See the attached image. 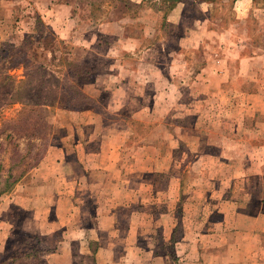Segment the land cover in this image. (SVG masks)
Segmentation results:
<instances>
[{
    "label": "crops",
    "instance_id": "1",
    "mask_svg": "<svg viewBox=\"0 0 264 264\" xmlns=\"http://www.w3.org/2000/svg\"><path fill=\"white\" fill-rule=\"evenodd\" d=\"M92 1L0 0V20L20 19L30 32L40 17L57 40L97 48L107 44L110 49L103 55L112 59L110 69L117 74L104 71L102 86L108 85L116 107L120 98H131L127 94L131 88L139 98L143 97L138 90L144 87L155 90L153 97L175 98V89L184 86L229 82L235 88H250V81L264 78V6L258 0H233L232 17L221 14L219 0H180L164 18L169 31L161 30L164 23L157 25L159 17L163 20L161 11L160 16L154 11L144 17L99 20L89 14L87 20L95 24L92 37L80 41L81 18L76 8L109 6ZM146 2L130 0L118 5L139 7ZM189 4L194 11L191 16ZM139 20L144 23L140 36L128 34L126 23ZM249 20L255 24V32L245 33L242 25ZM176 23L181 30L173 50L168 40L175 36L172 27ZM47 54L50 58V49ZM90 70L88 66L85 75ZM245 93L244 108L230 117L251 119L252 124L262 120V126L252 131L263 136L264 110L255 108L248 90ZM240 99L232 100L236 108ZM84 111L86 128L100 116L90 107ZM129 125L131 128V122ZM145 125L142 137L158 131L155 123ZM83 126L77 128L74 122L73 130L64 133L78 131L81 138L50 146L39 164L1 196L0 264H14V249L23 247L20 256L27 264H264V141L246 147L248 157L244 160L225 156L221 147L219 154L201 155L213 161L207 170L211 174H199L194 182L179 172L169 177L170 184L165 183L163 189L147 192L154 180L150 178L141 179L129 192L123 186L121 161L124 164L127 158H119L122 145L109 148L100 137L105 130L86 133ZM158 146L144 145L148 159L157 156ZM106 148L111 155H105ZM156 228L162 230L159 237ZM22 234L24 242L15 244Z\"/></svg>",
    "mask_w": 264,
    "mask_h": 264
},
{
    "label": "rangeland",
    "instance_id": "2",
    "mask_svg": "<svg viewBox=\"0 0 264 264\" xmlns=\"http://www.w3.org/2000/svg\"><path fill=\"white\" fill-rule=\"evenodd\" d=\"M92 2L94 4L108 3L109 6H81L80 8H76V11L79 9L81 18V22H79L80 33L77 36V38H80V41L89 40L92 37L93 30H91V28L95 24H91V22L87 20L89 14L93 15L95 19L98 20L104 17L113 16L117 19L118 17L137 14H139V17H144L154 11L159 12V16L162 14L159 10L160 4L151 5L150 2H146L143 6L141 5L139 7L129 4L119 6L118 4L125 2L124 0H93ZM232 2L233 0L217 1V3L222 4L221 7L218 6L222 15L224 14L228 17L233 16L230 14V12H235L234 6L230 4ZM194 3H196V1ZM258 3L264 6V0H258ZM197 4H202L204 7L208 6L206 3ZM194 9L201 10V8L198 9L197 6H195ZM187 10L190 16L194 14L192 5L189 4ZM31 13H33V10H31ZM263 15L264 12L261 17V26L264 25ZM253 16L256 17L254 14ZM159 18L157 19V25L162 24V19L161 17ZM249 21L250 23L245 22L242 25L245 33L255 32V24L252 25L251 20ZM189 22H191V19ZM143 24V21L140 20L136 23H126V32L131 35L140 36L141 31L144 30ZM146 26L147 29H150L148 24ZM45 27L46 28L42 29L48 34L47 44L49 47H52L54 43L50 34L51 29L47 25ZM259 27L260 25L258 24V28L256 29L257 33L259 32ZM170 28V24L168 26L166 20L164 24H162V29L160 26L162 31H169ZM172 30L175 31V36L168 40V46L170 49L174 50L177 44V35L180 33L181 29L178 28V24L176 23L172 27ZM261 31L264 32L263 30ZM257 36L260 38L259 34ZM254 40H256V38H254ZM108 42H112V39H109ZM64 47L65 45L62 48L63 51ZM65 49L66 53L63 55L64 58H69L72 62L85 65L87 68L89 66L92 71L90 70L87 75L83 74L78 79L77 85H79V91L77 94L73 95L75 98H72L71 94L70 98H64V104H56L47 107L45 114L50 129L44 131L39 130L37 132L32 129L33 126H29L28 124V126H23L22 119H19V113L22 109L21 104L16 102L23 99L20 98L21 94H15V96L13 95L14 98H11V95L6 91H0V142L5 141L6 134L13 131V129H15V132L22 130L25 135L27 134V136L21 139L17 138L20 142L19 147L24 153H21L24 163L15 169V173L20 172L24 168L26 162L33 163L35 159L45 153L50 146L77 142L78 139L81 138V134L78 131L75 133L72 132L70 135H66L64 132H71L74 122H76L77 128L86 124L82 122L86 120V111H84L86 107L92 108L97 114L96 116L100 117H98L99 119L95 124L89 123L86 128L83 126L85 132L87 133L91 130L101 131V129H103L105 131L100 137H104L103 140L106 141L105 143L108 147L113 144L116 146L119 144L122 145L119 158H122V156L127 158L124 164L123 161H121V166L124 171V180H126L123 182V186L129 192L138 186L141 179L150 178L154 180L151 189L147 192L163 189L165 183L167 185L170 184L168 181L169 177L172 175H179V172H181V174L184 173L188 179H191V182H194L199 174H211L207 170L209 169L208 167L213 164V161L205 160V158L200 157L201 155L219 154L221 151L219 147H221V149H224L223 152L225 156H233L244 160L248 157L246 147L256 146L264 141V135L255 134L252 131L255 126H262V120L259 122H255L257 121L255 120V123L252 124L251 119L239 121L237 119H231L230 117V114L236 113L237 109L242 110L244 108L242 103L243 98H245V91L247 90L248 97L252 98V105L255 108L264 110V78H262V76L257 77V80L250 81L253 83V86H250V88H235L231 86L229 82H224L217 86L211 85V87L196 88V86H184L179 91L175 89V98L153 97L155 96L153 95V91L155 90L152 87H144L138 90V92H142L141 94L143 97L139 98L141 95L134 92L133 88H131L127 90V94H129L131 98H120L119 107H116L113 103V97L108 93V85L102 86V82L104 84V79L102 81V78H105L104 71L107 72V75L112 73L111 75L116 76L117 74L116 70L110 69L112 66V59L103 55H107V50L110 49L107 44L97 48L69 42L66 43ZM87 49H89V51H87ZM47 57L49 58V54H47ZM56 68L61 69L60 66H56ZM10 73L13 74L16 79H21L25 71L22 66H18ZM95 77L96 79H94ZM1 79H5L4 74L0 76V80ZM67 81L70 82V79H67ZM113 81L114 78L111 79V82ZM258 83L261 85H257ZM80 92L85 93L79 94ZM71 98L73 103L70 104L69 100ZM234 98H241L238 108H236L237 104L232 103ZM10 99L18 100H13L10 103ZM27 100H31V98H26L22 101ZM125 101L126 104L123 103ZM234 105L235 109H231L230 107H234ZM133 120L139 122L132 123ZM24 121L27 123L29 120L24 119ZM33 121L36 122V119ZM130 122L132 124L131 128L129 125ZM152 123L157 124L158 131L152 136L146 138L142 137L146 130L145 124ZM97 127H99V129ZM132 128L135 131L132 130ZM123 131L125 133H123ZM39 134L43 136L42 141L38 140ZM103 140L100 139V141ZM95 141H99V139ZM191 141H195L194 143L199 144V146L191 144ZM28 142H35L34 147H32L33 149L29 152L26 151ZM39 142L42 143L40 144ZM150 144H158L159 146L157 147V156L148 159V148H144V145ZM11 145V142H8V145L0 150V162L6 166L5 169H8L20 156L13 154ZM203 149L204 151H202ZM249 153L252 154L253 150L249 151ZM111 154L112 153L108 152L106 148L105 155ZM153 159H157L154 164L152 161ZM32 168L33 167H29L28 169L31 170ZM184 169L187 171L183 172ZM4 171L5 170L2 169V172ZM23 177L21 179H23ZM156 180L157 182L160 180V184H157L155 182ZM138 217H143V215ZM156 232L159 237L162 230L160 231L159 228H156ZM23 237V234L20 235L15 241V244H22L25 239ZM25 237L29 238L28 235ZM21 250L17 248L14 249L13 254L17 257L14 264H27L26 259L20 256V254H24L23 251L25 248L23 247Z\"/></svg>",
    "mask_w": 264,
    "mask_h": 264
},
{
    "label": "trees",
    "instance_id": "3",
    "mask_svg": "<svg viewBox=\"0 0 264 264\" xmlns=\"http://www.w3.org/2000/svg\"><path fill=\"white\" fill-rule=\"evenodd\" d=\"M124 1L129 3L130 0ZM178 1L180 0H147L151 5L160 4L159 10L164 12L162 23H164L167 11ZM44 25L43 20L38 17L31 29L32 31L28 32L20 19L0 20V76L5 75V79L0 80V91H6L11 95V98H14L15 94H21L20 98L23 99L16 101L21 104L22 108L19 119H22L23 126H33L32 129L37 132L50 129L45 114L47 107L64 104V98H70L71 94L72 98H75L73 95L79 91L77 81L88 71L85 65L72 62L69 58L63 57L67 49H65L66 42L57 40L52 31H50V34L54 46L49 47L47 44L48 34L43 30L46 28V25ZM49 49L51 52L50 58L47 57ZM18 66H22L25 71L22 79H16L9 72L10 68ZM56 66H60L61 69L56 68ZM67 79H70V82ZM81 93L85 92L79 94ZM26 98H31V100L22 101ZM72 98L69 100L70 104L73 103ZM13 100L18 99H10V103ZM24 119L29 121L25 123ZM34 119H36V122L33 121ZM18 131L15 132V129H13V131L6 134L5 141L0 142V150L7 146L8 142H11L13 154L20 155L8 169H5L6 166L0 162V198L3 194L11 192L20 179L30 171L28 168L36 167L43 158V154H45L43 153L36 158L33 163L26 162L24 168L15 173V169L24 163L22 156L24 153L19 147L20 142L17 138L21 139L27 136L22 130ZM38 140H43L42 134H39ZM34 145L35 142H28L26 151L29 152ZM2 169L5 171L2 172Z\"/></svg>",
    "mask_w": 264,
    "mask_h": 264
}]
</instances>
